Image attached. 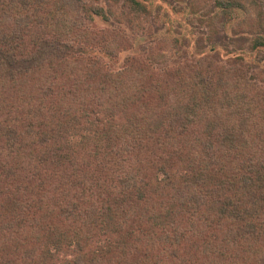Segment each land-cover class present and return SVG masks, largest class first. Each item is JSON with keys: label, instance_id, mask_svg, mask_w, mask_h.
Returning a JSON list of instances; mask_svg holds the SVG:
<instances>
[{"label": "trees", "instance_id": "1", "mask_svg": "<svg viewBox=\"0 0 264 264\" xmlns=\"http://www.w3.org/2000/svg\"><path fill=\"white\" fill-rule=\"evenodd\" d=\"M79 8L0 0V264H264V89L213 57L113 72Z\"/></svg>", "mask_w": 264, "mask_h": 264}, {"label": "rangeland", "instance_id": "2", "mask_svg": "<svg viewBox=\"0 0 264 264\" xmlns=\"http://www.w3.org/2000/svg\"><path fill=\"white\" fill-rule=\"evenodd\" d=\"M83 2L85 15L80 8L79 13L85 34L78 44L85 42L86 55L101 59L113 72L128 68L133 59L161 73L213 57L245 66L264 89V6L259 0H239L241 5L230 8L223 0ZM93 7L102 8L105 17L94 14Z\"/></svg>", "mask_w": 264, "mask_h": 264}]
</instances>
